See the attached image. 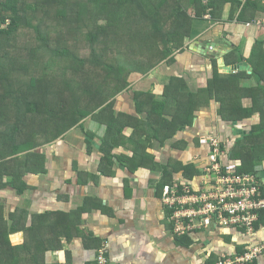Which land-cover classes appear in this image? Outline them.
Instances as JSON below:
<instances>
[{
    "label": "crops",
    "instance_id": "0c3cea01",
    "mask_svg": "<svg viewBox=\"0 0 264 264\" xmlns=\"http://www.w3.org/2000/svg\"><path fill=\"white\" fill-rule=\"evenodd\" d=\"M242 9L226 5L217 18L206 14L195 19L191 36L173 60L130 76V89L114 100L115 112L130 118L123 127L122 144L113 150L118 157L113 165L102 166L104 152L99 148L107 125L89 116L85 127L77 126L43 148L47 172L29 173L25 179L30 188L25 193L4 189L7 211L27 209L29 224L34 213L53 211L54 223L60 219L56 212L67 213L61 214L56 228L62 247L49 252L50 264H97L100 248L111 264H213L222 254L240 253L250 244L264 242V210L252 234L241 227L215 225L178 235L161 199L163 180L172 178L164 176L162 167L171 163L178 169L174 176L196 189L208 188L202 167L209 147L200 142L203 136L221 140L224 159L257 172L264 184V0L260 8H249L243 15ZM217 39L223 43L217 47L219 59L209 57L207 48ZM202 46L204 52L195 49ZM171 80L178 82L186 98L194 95L196 103L179 112L156 106L165 119H176L183 128L165 140V131L153 128L143 154L153 158L154 166L136 167L138 160L132 162L134 152L125 139L149 122L152 110L151 106L140 110L134 92L148 91L154 102L162 103ZM180 164L196 165L191 178L182 174ZM17 199L22 200L20 207L13 205ZM26 236L21 230L10 238L23 244ZM256 264H264V253Z\"/></svg>",
    "mask_w": 264,
    "mask_h": 264
},
{
    "label": "trees",
    "instance_id": "16d2710c",
    "mask_svg": "<svg viewBox=\"0 0 264 264\" xmlns=\"http://www.w3.org/2000/svg\"><path fill=\"white\" fill-rule=\"evenodd\" d=\"M261 4L262 0L245 4L241 0H0V21L8 24L0 29V264H50L49 252L62 247L56 228L61 214L67 213L56 212L60 219L55 223L53 211L34 213L29 224L27 209L9 212L2 200L8 187L25 193L29 173L47 172L43 152L47 144L84 126L83 120L91 116L107 125L99 148L104 152L102 166L113 165L118 158L113 150L122 144L123 127L129 124L128 116L115 112L114 100L130 89V76L173 60L191 36L195 19L206 14L217 18L226 5L244 8L243 15ZM179 89L171 80L162 103L154 102L148 91L134 92L139 109L152 110L149 122L125 139L134 152L132 162L138 160L136 167L154 166L153 158L143 154L153 128L165 131L163 140L183 128V123L165 119L156 107L178 112L192 108L194 95L188 99ZM179 166L187 177L196 168ZM162 169L165 177H172L163 180V189L179 175L174 176L178 169L172 163ZM21 230L27 233L25 242L12 243L11 234Z\"/></svg>",
    "mask_w": 264,
    "mask_h": 264
},
{
    "label": "built area",
    "instance_id": "2783aa9c",
    "mask_svg": "<svg viewBox=\"0 0 264 264\" xmlns=\"http://www.w3.org/2000/svg\"><path fill=\"white\" fill-rule=\"evenodd\" d=\"M6 28L8 24H1L0 29ZM200 142L209 147L202 167L209 178L208 188L196 189L190 181L177 178L162 191L161 199L170 211L174 233L184 235L216 225L241 227L252 234L264 210V184L257 172H239L236 163L227 162L217 137L203 136ZM98 252L97 264H111L105 249ZM263 253L264 242L250 244L243 252L222 254L213 264H256Z\"/></svg>",
    "mask_w": 264,
    "mask_h": 264
},
{
    "label": "water",
    "instance_id": "95a60500",
    "mask_svg": "<svg viewBox=\"0 0 264 264\" xmlns=\"http://www.w3.org/2000/svg\"><path fill=\"white\" fill-rule=\"evenodd\" d=\"M222 40L220 39H217L215 40L214 42H209L207 43V48L209 49V57L211 58H217L219 59L220 56H221V53L218 51V46L219 45H222ZM217 48V49H216ZM196 50H199L201 52H204L205 51V48L202 47H198V48H195ZM224 56V55H223ZM237 66V65H236ZM260 173L263 174V171H261Z\"/></svg>",
    "mask_w": 264,
    "mask_h": 264
},
{
    "label": "rangeland",
    "instance_id": "374dc122",
    "mask_svg": "<svg viewBox=\"0 0 264 264\" xmlns=\"http://www.w3.org/2000/svg\"><path fill=\"white\" fill-rule=\"evenodd\" d=\"M1 24H3V23L0 22V26H1ZM84 121H86V119L83 120V122H84ZM85 123H86V122H85ZM98 123H99V122H98ZM86 125L88 126L87 123H86ZM84 127H85V126H84ZM85 130H88V128H85ZM85 130H84V131H85ZM84 131H83V132H84ZM97 131H98V132H102V130H99V129H98ZM86 132H87V131H86ZM66 134H67V133H66ZM84 137H85V136H84ZM21 204H22V200L17 199V201H16L15 204H13V205H14L15 207H16V206H19V207H20ZM6 209H8V207H6ZM15 209H16V208H15ZM15 221H16V220H15ZM12 223H13V222H12Z\"/></svg>",
    "mask_w": 264,
    "mask_h": 264
}]
</instances>
